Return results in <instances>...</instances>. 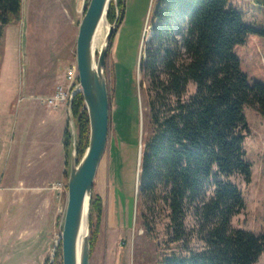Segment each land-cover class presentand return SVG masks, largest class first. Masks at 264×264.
<instances>
[{"label":"rangeland","instance_id":"rangeland-1","mask_svg":"<svg viewBox=\"0 0 264 264\" xmlns=\"http://www.w3.org/2000/svg\"><path fill=\"white\" fill-rule=\"evenodd\" d=\"M78 1L23 0L21 20L6 25L0 35V264H45L61 238L70 159L62 145L58 147L60 134L53 128L52 156L44 172L37 130L44 109L51 108L33 97L52 94L66 68L76 63L79 25L90 0H85L82 12ZM112 1L116 5L117 0ZM152 1L125 0L124 18L108 52V145L92 190V201L99 197L103 209L97 224L90 207L88 228L94 242L90 264H163L180 249L168 242L164 217L153 235L146 233L137 199L139 146L150 133L139 64ZM229 7L238 10L246 24L264 28V6L254 0H229ZM235 52L249 81L264 83V38L250 35ZM244 115V148L252 174L248 183L240 175L231 178L245 200L232 226L260 235L264 234V116L248 106ZM37 185L40 188H34ZM188 224L192 227V218ZM201 245L197 238L192 240V246ZM256 264H264V253Z\"/></svg>","mask_w":264,"mask_h":264},{"label":"trees","instance_id":"trees-1","mask_svg":"<svg viewBox=\"0 0 264 264\" xmlns=\"http://www.w3.org/2000/svg\"><path fill=\"white\" fill-rule=\"evenodd\" d=\"M254 1L264 6V0ZM22 8L23 0H0V35L21 20ZM124 8L125 0L110 4L108 21H117V28ZM148 26L139 67L150 133L143 142L137 198L145 231L153 235L157 222L168 220V242L180 249L163 264H256L264 234L233 228L245 200L231 178L251 180L244 107L264 116V83L249 81L235 49L250 35L264 38V28L246 24L229 0H153ZM72 114L80 160L89 142L81 93L74 96ZM63 136L70 159L68 125ZM91 205L99 224L101 199ZM194 238L200 247L192 246ZM93 246L91 238V251ZM51 264H63L61 243Z\"/></svg>","mask_w":264,"mask_h":264},{"label":"water","instance_id":"water-1","mask_svg":"<svg viewBox=\"0 0 264 264\" xmlns=\"http://www.w3.org/2000/svg\"><path fill=\"white\" fill-rule=\"evenodd\" d=\"M111 2L112 0H90L79 25L76 64L81 89H74L67 102L72 149L67 182V205L61 238L58 242L62 245L63 264L91 263L90 234L87 232L82 236V230L85 222L89 226L94 181L108 145L111 107L105 69L108 52L117 32V21L114 23L108 21ZM105 16L109 29L104 45L97 51L93 48V40L97 28ZM79 93L84 98L89 118V142L80 160L76 144L77 120L73 118L72 114V102L74 96ZM142 148L143 146L140 144L137 182ZM55 253L54 251L48 264L54 261Z\"/></svg>","mask_w":264,"mask_h":264},{"label":"crops","instance_id":"crops-1","mask_svg":"<svg viewBox=\"0 0 264 264\" xmlns=\"http://www.w3.org/2000/svg\"><path fill=\"white\" fill-rule=\"evenodd\" d=\"M35 116H39L41 114V111L38 109L34 110ZM44 116L41 115L40 118V126L38 127V134H39V140L42 144V149L39 152V160L44 161L43 170L45 172L46 165L48 163L49 157L52 156V145L49 144L50 140L52 138V130L57 129L60 134L58 140V147L61 146V149L64 150L63 146V135H64V129H66V126L68 125V114H67V108L64 106L59 107L58 109H44ZM60 149V148H59ZM34 188H40V186H35Z\"/></svg>","mask_w":264,"mask_h":264},{"label":"built area","instance_id":"built-area-1","mask_svg":"<svg viewBox=\"0 0 264 264\" xmlns=\"http://www.w3.org/2000/svg\"><path fill=\"white\" fill-rule=\"evenodd\" d=\"M78 2H80V12H82V10L85 9V0H79ZM74 89H81L76 63L66 68L63 81L56 86L52 94L40 95L38 97H33V99L38 100L51 109H58L61 106L67 108L69 96Z\"/></svg>","mask_w":264,"mask_h":264},{"label":"bare ground","instance_id":"bare-ground-1","mask_svg":"<svg viewBox=\"0 0 264 264\" xmlns=\"http://www.w3.org/2000/svg\"><path fill=\"white\" fill-rule=\"evenodd\" d=\"M108 29H109V24H108L107 18L105 16V17H103L102 21L100 22V24L97 28L94 40H93V48L95 50H98V49L100 50V48L104 45L105 36L107 34ZM87 232H89V230H88V226L85 222V224L83 225L82 236H84ZM81 240H82V237H81Z\"/></svg>","mask_w":264,"mask_h":264}]
</instances>
